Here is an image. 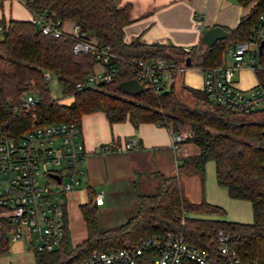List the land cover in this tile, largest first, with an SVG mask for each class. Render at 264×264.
I'll use <instances>...</instances> for the list:
<instances>
[{"label":"trees","instance_id":"1","mask_svg":"<svg viewBox=\"0 0 264 264\" xmlns=\"http://www.w3.org/2000/svg\"><path fill=\"white\" fill-rule=\"evenodd\" d=\"M22 1L32 15L41 14L59 28L64 20H69L83 33L81 37L106 46L111 56L101 66L110 78L95 86L85 83L97 61L91 53H72L75 37L71 33L62 31L53 37L41 33L32 20H0V119L6 121L13 134L28 128L31 113L37 123H79L80 115L101 111L108 123L127 120L135 127L141 122H154L176 134L177 125L184 123L188 131L179 143L197 147L196 154L175 158L171 174L143 173L149 182L136 181L133 211L120 223L98 225L94 192L87 188V200L79 206L85 237L77 244L70 243L64 213L59 243L50 250H31L34 264H78L92 250L119 248L167 231L179 233L187 244L216 259L218 264H264V113L233 112L213 102L202 86L181 83L161 91L142 87L136 94L117 88L119 82L133 77L130 60L134 58L180 61L187 56V66L199 70L221 63L226 48L245 38L264 0H257L235 27H224L223 38L212 45L199 38L189 51L167 44H144L137 38L125 42L123 26L130 21V4H120L119 0ZM235 1L244 5L249 0ZM44 70L55 75L59 97H53L50 86L42 80ZM257 74L263 75L258 71ZM26 90H33L38 96L31 111L18 106V96ZM184 93L186 97L181 99ZM64 98L70 99L63 103ZM116 145L100 144L108 150ZM207 160L213 163L216 183L225 188L230 198L249 201L250 222L224 219L221 206L203 198L191 201L182 194L179 176L197 175L201 182ZM7 230L6 223L1 222L0 255L8 252ZM218 231L227 237L225 254L219 252ZM155 253L154 248L143 249L135 264H153Z\"/></svg>","mask_w":264,"mask_h":264},{"label":"built area","instance_id":"2","mask_svg":"<svg viewBox=\"0 0 264 264\" xmlns=\"http://www.w3.org/2000/svg\"><path fill=\"white\" fill-rule=\"evenodd\" d=\"M256 1L252 0L249 6ZM31 20L43 34L56 37L62 33L57 25L41 14L32 15ZM71 34L75 37L72 53H91L100 65L111 56L106 46L81 37L83 33L76 25L72 26ZM261 41H264V3L254 15L245 38L226 48L224 54H228L230 63L222 61L201 70V85L213 102L244 115L264 113V46L259 47ZM182 49L189 51L190 47ZM130 66L132 78L142 87L154 91L173 85L180 73L189 67L184 60L160 57L134 58L130 60ZM242 68L254 76V83L244 88L238 86L235 78V73ZM257 71L263 75L259 77ZM41 76L48 85L58 86L55 75L48 70L42 71ZM109 78V73L102 68L88 75L85 83L95 86ZM37 101L38 96L33 90L22 91L18 96V106L26 111H31ZM170 135L173 144L179 141V134ZM137 146L136 139L130 138L113 150L97 145L94 151H123ZM85 156L78 122L37 123L31 113L28 128L13 134L6 121L0 119V223L5 222L8 226L9 242L22 240L29 250L35 251L57 246L62 236L63 196L78 184L84 172L82 163ZM93 200L96 205L101 204V193H95ZM216 240L219 252L225 254L226 235L218 231ZM146 248L156 249L153 264H184L185 261L218 264L216 259H210L198 248L187 244L179 233L170 231L145 236L119 248L92 250L78 264H135L137 256Z\"/></svg>","mask_w":264,"mask_h":264},{"label":"crops","instance_id":"3","mask_svg":"<svg viewBox=\"0 0 264 264\" xmlns=\"http://www.w3.org/2000/svg\"><path fill=\"white\" fill-rule=\"evenodd\" d=\"M119 3L130 4V21L123 26L125 42L137 38L144 44L158 43L180 48L195 45L201 33L210 26L235 27L240 16L246 13V6L235 0H119ZM10 18L31 20L32 13L22 0H0V20L5 22ZM72 26L71 21L64 20L60 29L71 33ZM92 68L95 72L100 71L102 66L95 63ZM179 78L183 83L182 73ZM235 78L239 82L238 74H235ZM69 99L63 100L67 103ZM79 126L81 140L86 151L82 163L84 172L76 187L67 191L63 197L65 224L71 244H77L85 237V227L79 206L87 200V188L91 189L94 194L101 193L102 203L99 206H102L106 198L114 197L118 193L122 194V191L126 190L125 188L134 187L136 181L140 182L141 178L148 177H143V173L158 171L163 174H171L174 172L176 157L197 153V147L192 143L177 141L173 144L169 130L154 122H141L135 127L127 120L108 123L101 111H92L80 115ZM130 138L136 139L137 148L105 153L94 151L97 145L111 142L121 145ZM138 174L141 175L136 177ZM212 174L213 180H215L213 171ZM223 190L228 196L225 188ZM231 199L237 209L236 213L229 217L223 214L222 217L231 221L250 222L249 201L247 200L245 209L247 210L248 207L247 213L244 209L241 212L240 209L245 206L244 201L240 200L245 199ZM205 201L219 205L209 200ZM133 203L132 199L127 203V208L131 209ZM10 243L14 248H19L21 243L26 245L22 240Z\"/></svg>","mask_w":264,"mask_h":264},{"label":"rangeland","instance_id":"4","mask_svg":"<svg viewBox=\"0 0 264 264\" xmlns=\"http://www.w3.org/2000/svg\"><path fill=\"white\" fill-rule=\"evenodd\" d=\"M252 0H249L246 4V13H248L251 9L249 3ZM223 60L226 64L230 63V57L228 54L223 55ZM182 80L183 84L189 85L192 87H201V78L202 72L201 70L193 67H186L182 72ZM239 82L238 86L241 88L248 87L254 83V79L252 73L247 70L246 68H242L241 70L237 71ZM181 80L178 77L176 82L173 84L175 87H178L181 84ZM50 86V94L53 97H59V89L58 86ZM185 94V93H184ZM185 95H181L180 98L184 99ZM61 102L65 103V100L61 99ZM177 130L181 137L185 134V131H188V128L183 124L177 125ZM212 162L211 160H207L204 163L203 168V178L202 182L200 183L197 175H189V176H179L180 180V187L182 194L185 195L189 200L197 201L201 198L205 200H209L211 202H215L221 205L224 208V216L229 217L232 216L231 214L236 213V207L232 202L233 200L226 196L223 192L224 188L218 186L213 180L212 174ZM141 182L148 183L149 179H140ZM221 187V188H220ZM126 190L121 193H118L114 197H110L109 199H105V202L102 206L97 205V223L100 227H106L113 224H117L122 222L131 212L133 211L134 203L132 204V208L128 209L127 203L133 199L134 201V187L129 186L125 188ZM133 192V194H132ZM121 197H118L120 196ZM127 195V197H125ZM129 195V196H128ZM214 200V201H213ZM244 201L245 206L240 207L241 212L244 209L245 212L249 211L248 207L246 209V204L248 203L247 200H240ZM248 213V212H247ZM251 218V215H250ZM0 264H34L33 257L31 250L25 244L21 243L19 248H14L12 244L9 242V250L6 254L0 255Z\"/></svg>","mask_w":264,"mask_h":264},{"label":"water","instance_id":"5","mask_svg":"<svg viewBox=\"0 0 264 264\" xmlns=\"http://www.w3.org/2000/svg\"><path fill=\"white\" fill-rule=\"evenodd\" d=\"M225 35V31L221 26L213 25L208 28H206L200 35V39L206 44V45H212L216 40L223 38ZM158 44V43H155ZM264 46V41H261L259 44L260 46ZM184 64H189V58L186 56L184 58ZM118 90H120L123 93L127 94H136L142 90V86L134 79V78H128L125 79L117 84ZM56 179H58L56 177Z\"/></svg>","mask_w":264,"mask_h":264}]
</instances>
